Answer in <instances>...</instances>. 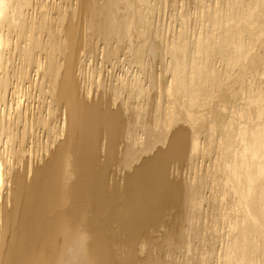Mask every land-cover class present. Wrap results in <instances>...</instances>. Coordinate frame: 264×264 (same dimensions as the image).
<instances>
[{
	"label": "bare ground",
	"instance_id": "1",
	"mask_svg": "<svg viewBox=\"0 0 264 264\" xmlns=\"http://www.w3.org/2000/svg\"><path fill=\"white\" fill-rule=\"evenodd\" d=\"M20 2L21 0H0L1 123L4 125V120H7L5 123L8 131L5 133L10 136L14 133L12 129L17 130L25 122L23 119L29 108L26 95V103L22 104L23 106L19 103L21 85L24 83L22 81H25L28 83L26 86H32L37 92L39 100L36 98L38 108L35 110H44V100L45 105L48 104L46 109L50 106L52 114L63 108L65 127L58 128L59 136L56 134L55 137L52 135L49 138V141L55 142L54 149L45 147L42 150L46 156L49 155L44 164L31 162L30 165L28 160L27 163L15 165L10 174L7 173L9 177L5 180L0 172V186L4 181L9 182L11 186L8 188L9 196L4 198V204L0 206V264H178L177 258L172 254L164 261H153L149 259L147 252L140 259L141 251L134 252L132 245L140 240V232L148 225L156 226L154 224L159 221L167 206H177L180 202L186 209L187 226L178 235L176 232L175 241L171 238L173 234L163 237L169 251L190 246L187 244L189 236L185 237L186 231L204 246L203 232L205 234L208 230L217 234L219 218L224 217L223 221L226 219L227 225L221 221L227 229L225 232L222 224L220 226L223 229L219 227L225 233L221 236L222 243L219 241L222 249L218 247L217 251L221 250L216 252L218 264H264V0L224 2V6L227 4L228 8L224 9L225 13L221 9L218 11L219 14L221 11L224 13L222 16L211 8L207 11L205 8L202 16L207 17V26L200 22L203 29L201 28L198 35H192L196 37L195 40L190 42L187 32L179 30L178 32H182H177L180 36L177 35L170 45H165V51L168 53L166 55L172 59L168 65L170 80L165 85L166 89H163L165 95H159L166 96L162 98H167V101L163 106L161 100H158V110L161 111L155 119L152 117L153 126L146 125L150 122L144 121L146 124L139 125L138 130V127L135 128L146 135L145 138L153 134L154 128L158 131H154V142L151 141L153 143L148 144L149 141L143 145H140L142 139L140 143L141 137L137 132L129 129L132 132L130 135H134L133 138L129 133H125L127 117L123 115V100L116 105L117 108L111 107L112 101L113 104L117 101L116 96H123L121 90L129 93L136 89L137 84H132L131 87L128 82L129 75H124V72L118 77L113 76L108 87H104L103 82L101 84V81L96 79L99 82H94L95 88L90 89L82 85L85 84L82 75L86 53L90 48L88 44H93L92 38L96 43H102L105 49L101 50L104 53L106 50L107 60L112 61L115 49L111 48V45L116 43L115 51L118 52L119 44L129 42L130 27L135 26L132 28L138 30L136 26L144 24L147 16L144 18L143 12H146L145 9L149 5L146 6L147 0H77L76 7L72 6V9L77 8L76 13L74 11L77 19L86 16L84 26L78 23L79 20L77 22V19H71L74 17L71 9L63 23L61 5L56 3L54 32L44 26V11L41 10L43 4L40 11L33 9L31 15L23 13ZM233 6L237 8V14L233 12ZM149 8L153 9L150 6ZM121 10L125 11V14H121ZM42 13L44 18H40ZM206 17H203V20ZM184 27L183 25V29ZM85 28L87 35L84 44L85 35L83 39L79 33ZM140 31L142 32V29ZM139 39L141 38L137 39V43ZM8 42L13 45L10 58L17 61L15 67L11 64V59L10 66L17 68L15 73H19L18 78H14L16 83L11 85L10 80L13 78L8 80L9 75L5 73V68L13 69L7 66L8 58L4 59V56H7L4 55V46L8 47ZM135 49L136 51H130L135 52L133 56L139 60L142 55L141 47L137 45ZM213 59L220 62V69L213 65ZM117 62L119 63L116 60ZM136 62L138 64L139 61ZM131 79L130 82L133 83L134 80ZM99 89L105 92L108 90V94H102ZM140 90L144 91L143 88ZM23 92L25 94V91ZM138 93L140 94V91ZM141 94L142 100L144 94ZM128 97H124V100H129ZM126 104L128 103L125 102ZM156 112L154 111L153 115ZM31 121L29 125L33 123ZM180 121L186 124L188 130L181 126L171 134L166 131L169 126ZM48 124L50 126L51 122ZM3 125L2 129H5ZM26 125L29 126L27 123ZM27 128L28 131L25 132L32 139V125ZM22 132L25 133L23 130ZM27 135L25 133L23 136L26 138ZM5 137L7 139L8 135ZM163 137L166 138L163 140ZM162 140H167L164 149L156 146V151L151 152V155L142 157L143 152L147 154ZM14 141L16 140L13 139ZM189 143V152H193L192 155H197L198 158L207 156L211 167L205 170L206 173H201L195 168L192 179L177 186L178 183L167 178V163L170 158L182 156ZM13 147L15 148V145ZM12 154L14 158L24 156L20 148H15ZM29 158L31 160V157ZM135 161L138 163L133 165ZM115 163L118 168L121 167L120 172L123 171V177L120 173V185L114 177L108 178L110 167ZM127 167H130V171L124 173ZM209 207H212L214 216H211V225L202 219ZM113 224L114 227H111ZM193 237L191 239L194 242ZM123 240L125 242H121ZM117 242L125 246L121 245L122 248H119ZM197 244L196 242L195 249ZM188 247L186 246V252L191 250Z\"/></svg>",
	"mask_w": 264,
	"mask_h": 264
},
{
	"label": "rangeland",
	"instance_id": "2",
	"mask_svg": "<svg viewBox=\"0 0 264 264\" xmlns=\"http://www.w3.org/2000/svg\"><path fill=\"white\" fill-rule=\"evenodd\" d=\"M201 1V2H200ZM230 1H232V0H147V4H146V6H147V8L145 9L146 10V12H143V14H145L144 15V18H146V16H147V20L146 19H144L145 21H146V23H145V21L143 22L144 24H141L140 25V27H142L141 29H142V32L144 31L145 33H142L140 30V27L138 26H136V28L138 29V30H136L135 28H132V27H135V26H131L129 29H130V31H128L129 33L128 34H130V36H129V42H127V44L125 43V44H119L120 46H119V48L117 49L118 50V52L117 51H115L116 50V43H114V45L112 44L111 46V48H113L114 47V49L115 50H113V52H115V54H114V59L111 61H109V60H107L108 58H107V56H105L106 55V50H105V53H104V49H103V45H102V43L101 42H98V43H96V41L92 38V42H93V44H88L89 46H90V48H88V52L86 53V51H85V53H86V60H85V65H84V73H83V75H82V78L84 79V82H85V84H82V85H84L86 88H90V89H93V88H95V86H94V82H99V81H101V84H102V82H103V86L105 87H108L107 85H109V83H110V80H112L113 79V76H116V77H118L119 75H123V73L125 72V74L124 75H129L128 76V82L131 84H129L131 87H132V84H137L138 85V88H137V85H136V89L134 88V91H129V90H127V91H129V93H126V91L124 90H121L122 91V97H120L121 95H119V96H116L115 97V99H117V101H115L114 102V104H113V101H112V108L113 109H115V108H117L116 107V105L118 106V104L120 103V101H125L124 99H126V98H124V97H128V95H129V97L127 98V99H129V100H126L125 102H127L128 104H126L125 105V102H123L122 101V109H123V115H124V117H130V118H125L126 119V122H125V133H129V136H131L130 135V133H132V132H134V133H136L137 132V135L139 136V137H141L140 138V143H141V139H142V143L140 144V145H143V144H146V143H148L149 141H150V143H148V144H151V143H153L154 141V135L153 134H155L154 133V131L156 130L157 131V129H155L154 128V131H153V134H151V138L147 135V138H145L146 137V135L144 136V134H142L141 132H138L137 130L140 128L139 127V125H141L142 126V124H146L144 121H146V122H150V123H147L146 125H150V127L151 126H153V123L151 122V121H153L154 122V119H155V117H156V115L158 116V114H159V111H161V110H158V100L160 99L161 101H162V99H163V103L160 101V103L161 104H163V106L165 105V101H167V98H166V100L164 99L165 97H164V95H165V92H163V89H166V87L167 86H165V85H167V83H168V81L170 80V73H169V71H168V65H169V61H170V63H171V57L169 56V55H166V54H168V53H166V51H165V47L167 46V45H170L174 40H175V38L177 37V35L178 36H180L179 34H180V32L182 31H186L187 32V36H188V40H189V38L191 39V41L190 42H192L193 40H195L196 39V37H193V36H196V34L198 35V33L200 32V30H201V23L200 22H203V25L204 26H207L206 25V19H207V17L204 15V16H202V12L203 11H205V8H206V11L208 10V9H212L213 11H216V14H218L219 16L221 15H223L224 13H225V10H226V8H228L227 7V4H226V6H224V4L225 3H228V2H230ZM245 1V0H244ZM28 2V3H27ZM44 2V3H43ZM43 2H42V0H29V1H26V0H21V10L23 11V13H25V14H27V13H31L32 12V10L34 9V10H38V11H40V6H41V4H43V9L41 8V10H43L44 11V17H45V21H44V26L46 27V28H49L50 29V31L52 30V32H54V29H55V25L53 24V23H55V21L53 20L54 19V17H55V15H56V8H57V5H56V3L58 4V5H61V14L62 15H64V16H62V19L64 18V20H63V23L65 22V20H66V18L68 17V13L67 12H69L70 10L69 9H71L72 10V12H73V14H74V11H75V13H76V9L75 10H73L72 9V6L73 7H76L75 5H76V2H77V0H59V2L57 1V0H46V2H45V0H43ZM149 2V3H148ZM204 4H203V3ZM225 2V3H224ZM46 3V4H45ZM51 3V4H50ZM61 3V4H60ZM40 4V5H39ZM202 4V5H201ZM27 6L26 8L24 7V6ZM30 7H29V6ZM50 5H52V6H50ZM153 7H152V6ZM155 5V6H154ZM223 5V6H222ZM50 8H49V7ZM62 6H63V8H62ZM149 6L151 7V8H153L152 10L149 8ZM205 6V7H204ZM33 7V8H32ZM48 7V8H47ZM204 8V9H202V8ZM209 7V8H208ZM214 7H216V8H214ZM217 7H218V9H217ZM220 7V8H219ZM234 8V10H233V12L235 13V14H237V12L238 11H236L237 10V8L235 7V6H233ZM36 8V9H35ZM236 8V9H235ZM46 9V10H45ZM52 9V10H51ZM122 9V8H121ZM147 9H148V11H147ZM220 9L222 10V11H224V13L221 11V14H219V12H220ZM225 9V10H224ZM30 10V11H29ZM51 10V11H50ZM123 10V9H122ZM121 10V14L122 13H124L125 14V11L123 12ZM151 10V11H150ZM200 10H201V12H200ZM120 11V7H119V9H118V12ZM150 11V12H149ZM219 11V12H218ZM236 11V12H235ZM192 12V13H191ZM200 12V13H199ZM47 13V14H46ZM64 13V14H63ZM120 13V12H119ZM149 13V14H148ZM223 13V14H222ZM200 14H201V16H202V18H200L201 16H200ZM31 15H32V13H31ZM41 15V14H40ZM53 15V16H52ZM182 16H184V17H182ZM43 17V13H42V16L40 17V18H44ZM187 17V18H186ZM203 17H206V18H204V20H203ZM48 18V19H47ZM70 18V17H69ZM50 19V20H49ZM73 21H76V17H75V14H74V17L73 18H71ZM86 19V16H83L82 17V19H77V22H78V20H79V22L78 23H80L82 26H84L85 25V23L83 22L84 20ZM39 20V19H38ZM148 21V22H147ZM183 21V22H182ZM47 23V24H46ZM49 24H50V26H49ZM186 24V25H185ZM199 24H200V26H199ZM146 25V26H145ZM183 25L185 26L184 27V29H183ZM81 26V28H83ZM148 27V28H147ZM180 27H182V29L180 28ZM199 27H200V29H199ZM128 29V30H129ZM135 29V30H134ZM197 29H199L198 31H197ZM203 29V28H202ZM85 30V31H84ZM81 29V32L79 33V34H81V36H82V38L84 37V35H85V39H84V44H85V40H86V28L85 29ZM179 30H181L180 32H178ZM134 31L137 33H135L134 34ZM139 31H140V33H141V36H139ZM52 32H51V34H52ZM85 33V34H83V33ZM177 32L179 33V34H177ZM181 32V33H182ZM192 32V33H191ZM132 34L134 35V36H132ZM142 34H144V35H142ZM195 34V35H194ZM138 36V38H141V39H139L138 41H139V43H137V39L138 38H136L137 36ZM193 35V36H192ZM134 38H132V37ZM145 36V37H144ZM175 36V37H174ZM43 38H45L44 37V35H43ZM142 38H144V41H142ZM174 38V39H173ZM132 40V41H131ZM173 40V41H172ZM83 41V40H82ZM90 41V42H91ZM141 41V42H140ZM95 42V43H94ZM133 42V43H132ZM136 42V43H135ZM12 42H8V44H6V45H8V47L7 46H4V47H6L5 48V51H6V54H4V55H7L6 57L4 56V59L5 58H8V59H6L5 61L6 62H8L7 63V66H10V63L9 62H11L12 61V65H14L15 66V62H17L16 61V59H14L13 60V58L11 57L10 58V56H11V54H12V47H13V45L11 44ZM100 43V44H99ZM10 44H11V46H10ZM84 44L82 43V45L84 46ZM99 44V45H98ZM143 44V45H142ZM100 46V47H98V46ZM131 45H132V47H131ZM134 45V46H133ZM137 45L138 46H140L141 47V51H142V55H141V57H140V59L139 60H136L135 59V56H133L134 54L133 53H135V52H133L132 53V51H130V50H135L136 51V49H135V46L137 47ZM151 45H152V47H151ZM166 45V46H165ZM130 46V47H129ZM98 47V48H97ZM156 47V48H155ZM8 48H10L9 49V51L7 52V50H8ZM81 48H84V47H82L81 46ZM92 48V49H91ZM100 48V49H99ZM134 48V49H133ZM143 48H145V49H143ZM154 48V49H153ZM91 49V50H90ZM101 49H103V50H101ZM129 49V50H128ZM126 50V51H125ZM144 50V51H143ZM103 51V53L104 54H102L101 52ZM9 52H10V54H9ZM82 52H84V51H82ZM116 52H117V54H116ZM5 53V52H4ZM81 53V52H80ZM90 53V54H89ZM100 53V54H99ZM144 53V54H143ZM9 55V56H8ZM103 55H104V58H103ZM116 55V56H115ZM119 55V56H118ZM13 56V55H12ZM131 56V57H130ZM144 56V57H143ZM105 58H106V60H105ZM115 58H118V59H116L117 61H119V63L117 62L116 63V60H115ZM12 59V60H11ZM127 59H128V61H127ZM142 59V60H141ZM169 59V60H168ZM11 60V61H10ZM121 60V61H120ZM150 60V61H149ZM13 61H14V63H13ZM107 61V62H106ZM136 61H139L138 62V64H137V62ZM168 61V62H167ZM213 62V65L214 66H216V68L218 67V69H220L221 68V64H220V62H218V60L217 59H213L212 60ZM112 62V63H111ZM101 63V64H100ZM121 63V64H120ZM217 63H219V64H217ZM5 65H6V63H5ZM11 65V66H12ZM122 65V66H121ZM124 65V66H123ZM142 65V66H141ZM10 66V67H11ZM11 67V69H13V70H9L10 68L9 67H6L7 68V70L8 71H6V68H5V73L6 74H8L9 75V79L8 80H10V78L12 79H14V78H18V76H17V74H19V73H15V72H17L16 71V69H14L15 67ZM137 67V68H136ZM220 67V68H219ZM123 68H125V69H123ZM127 69H128V71H127ZM166 69H167V71H168V74H167V71H166ZM15 70V71H14ZM125 70V71H124ZM137 70V71H136ZM14 71V73H12ZM126 72H128V73H126ZM133 73V74H132ZM139 73H141V74H139ZM0 74H2V73H0ZM14 74H16V76H14ZM8 75H6V76H8ZM14 77H13V76ZM137 75H139L138 77H136ZM116 77H114V78H116ZM132 78L131 80L133 81V83L132 82H130V78ZM111 78V79H110ZM10 80L11 81V83H10V85L11 84H15L16 83V79H14V80ZM99 80V81H97V80ZM104 79V80H103ZM16 80V81H15ZM9 81V82H10ZM15 81V82H14ZM91 81V82H90ZM106 81V82H105ZM136 81V82H135ZM139 81V82H138ZM8 82V83H9ZM14 82V83H13ZM19 82L22 84V82H24L23 83V85H21V88L23 89V88H25V89H21V96H20V100H21V102H19L20 103V106L23 104L24 105V103H26V102H29L28 103V105H27V107H29V108H27V110H26V117H24V119H23V121H25L24 123H22V126H23V124H24V126L26 127V128H24V126H23V128H22V126H19V128L16 130V129H12L13 130V134L11 133V137L9 136V134L6 132L5 133V131H8L7 129L8 128H6V123L5 122H7V120H4V125L1 123V122H3V120L2 119H0V123H1V125H3L4 127H5V129H2V126L0 125V129H2L1 131H0V134H1V138H0V149L2 150V151H0V153H1V156H0V167L2 168V169H0L1 171V176H2V178H4V180L6 179V178H8L9 176H8V174L7 173H9L10 174V172H11V169L15 166V165H21L22 163H27L28 162V160H29V163H30V165L34 162V164H44L45 163V161H47V159L49 158V155L48 156H46L45 154H44V152L42 153V150H44L45 149V147L46 148H51V149H54V147L55 146H53V144L55 143H53L52 141H49V140H51V139H49V138H51L52 137V135H53V137H55L56 136V134H58L59 133V130H58V128L59 129H61V127L63 126V129H64V127H65V123L63 124V122H64V117H65V114H64V109L63 108H61V110H60V108L59 109H57L56 110V112H54L53 114H52V111H51V107L49 108H47L46 109V106L48 105L47 103V105H45V100L43 101V104H44V110L43 109H41V111L39 110V109H37V110H35L36 108H38L37 106H38V96L36 95L37 94V92H36V90L35 89H33V87L32 86H29L28 87V85L26 86L25 84L27 83V82H25V81H22L21 82V80H19ZM18 83V82H17ZM96 83V84H97ZM106 83V84H105ZM28 84V83H27ZM9 85V84H8ZM25 86V87H24ZM94 86V87H93ZM135 86V85H134ZM139 86H141V87H139ZM8 87V86H7ZM26 87H28V89H26ZM103 87V88H104ZM130 87V88H131ZM141 88H143V90L144 91H142V90H140ZM139 89V90H138ZM29 90H30V92H29ZM103 89H99V91L103 94H105V95H107L108 94V90H106V92L103 90ZM137 90V91H136ZM23 91H25V94H24V92ZM140 91V94L142 93V92H144V93H142V94H144V95H142V100H141V96H140V94L138 93ZM107 93V94H106ZM131 93H132V95H131ZM134 93V94H133ZM136 93V94H135ZM137 93H138V95H137ZM158 93V94H157ZM22 94H24L23 96H22ZM30 94V95H29ZM127 94V95H126ZM147 94V95H146ZM159 94H164L162 97H164V98H162L161 97V95H159ZM26 95V96H25ZM125 95V96H124ZM130 95H131V97H130ZM133 95H135L134 96V98H133ZM28 99V101H26L27 99L25 98V97ZM28 96H30V97H28ZM137 96H138V98H137ZM143 96H145V97H143ZM30 98V99H29ZM33 98V99H32ZM38 100H37V99ZM92 99H93V97H91ZM136 98V99H135ZM37 101V103H36V101ZM108 99V98H107ZM110 99H111V97H110ZM154 99H155V101H157V102H155L154 101ZM130 100H131V102H130ZM26 101V102H25ZM88 101H90V100H88ZM33 102V103H32ZM131 103V104H130ZM135 103V105H133ZM156 103V104H155ZM35 104H37V105H35ZM124 104V105H123ZM136 104H137V106H136ZM140 106H139V105ZM143 104V105H142ZM147 104V105H146ZM230 104V102H228V105ZM22 105V106H23ZM30 105V106H29ZM142 105V106H141ZM160 105V104H159ZM32 106V107H31ZM36 106V107H35ZM126 106V107H125ZM138 106H139V108H138ZM115 107V108H114ZM143 109H142V108ZM23 108V107H22ZM30 108H32V109H30ZM130 108V109H129ZM152 108V109H151ZM50 109V111H48ZM125 109H126V111H125ZM29 110V111H28ZM36 111V113H34L35 111ZM39 110V111H38ZM63 110V111H62ZM151 110H153V111H151ZM34 111V112H33ZM37 111H38V116L36 115L37 114ZM43 111V112H42ZM141 111V112H140ZM154 111L157 113H155L154 115H153V113H154ZM33 112V113H32ZM40 112H41V114H40ZM48 112H51V113H48ZM150 114H149V113ZM13 113V112H12ZM28 113V114H27ZM32 115H30V114ZM58 113V114H57ZM131 113V114H130ZM132 113H135V114H132ZM141 115H140V114ZM152 113V114H151ZM57 114V115H56ZM42 115H43V117L44 118H42ZM135 117H134V116ZM140 115V116H139ZM150 115V116H149ZM152 115V116H151ZM28 116V117H27ZM31 116V117H30ZM35 116H37V117H35ZM42 118V120H40L41 118ZM51 116H54V117H51ZM56 116V117H55ZM139 116V119L137 118ZM33 117H35V118H33ZM51 117V118H50ZM132 117V118H131ZM142 117V118H141ZM143 117L145 118V119H143ZM149 117H151V118H149ZM154 119H153V118ZM26 118H27V120H28V122H27V120H26ZM32 119V121H31V119ZM46 118V119H45ZM138 120H137V119ZM141 118V119H140ZM149 118V119H148ZM45 119V120H44ZM147 119H148V121H147ZM37 120V121H36ZM33 122L32 124H30V125H32V128H33V133L34 134H32V139L30 138V137H28V135H27V132H25V131H28V128L27 127H29L30 125H29V122ZM39 121H41V122H39ZM45 121H47V122H45ZM36 123V126H35V123ZM43 122H44V125H43ZM48 122L50 123L51 122V124H50V126H49V124H48ZM26 123L29 125V126H27L26 125ZM42 123V124H41ZM127 123V124H126ZM135 123V124H134ZM140 123V124H139ZM152 123V124H151ZM41 124V125H40ZM45 124H47V125H45ZM184 123H182L181 121L180 122H177V123H174L173 125H171L172 126V128H171V126H169L170 128L168 129V130H166L169 134H171L172 132H174V129L176 130L178 127H180L181 128V126H182V128H187V130H188V127L186 126V124H184ZM34 125V126H33ZM43 125V126H42ZM52 125V126H51ZM53 125H54V127H53ZM132 125V126H131ZM138 125V126H137ZM8 126V125H7ZM37 126H38V129H37ZM39 126H40V128H39ZM45 126V127H44ZM131 126V127H130ZM134 126V127H133ZM130 127V128H129ZM136 127H138V128H136ZM20 128H22L21 130H20ZM44 128V129H43ZM48 128H52V129H48ZM54 128V129H53ZM57 128V129H56ZM137 130H136V129ZM37 129V130H36ZM132 131H130V130ZM22 130L26 133V135H27V137L25 138V136H23V135H25V133H23L22 132ZM47 130H52V131H47ZM55 130V131H54ZM22 133H21V132ZM41 131V132H40ZM18 132H20V133H18ZM57 132V133H56ZM158 132V131H157ZM18 133V134H17ZM166 133V132H165ZM164 133V134H165ZM166 134L167 136V139H168V136H169V134ZM20 134V135H19ZM23 134V135H22ZM127 134H125V135H127ZM141 134V135H140ZM163 134V136H165ZM4 135V136H3ZM8 135V137H7V139H6V137L5 136H7ZM13 135V136H12ZM49 135H50V137H49ZM17 136V137H16ZM30 136V135H29ZM34 136V137H33ZM58 136H59V134H58ZM134 136V135H133ZM133 136H131L132 138H133ZM142 136H144V137H142ZM153 136V137H152ZM16 137V138H15ZM22 137V138H21ZM165 137V138H166ZM4 138H5V140H4ZM11 140H10V139ZM18 138H19V140H18ZM23 140L24 138V142L21 140V139ZM164 137H163V140L165 139ZM13 139H15L16 141H14L13 142ZM28 139V140H27ZM30 139V140H29ZM53 139V138H52ZM147 141H146V140ZM149 139H151V140H149ZM146 142H145V141ZM162 140V142L159 144V143H156L155 144V146H153L152 147V150L150 151V152H148L147 154H146V152H143V154H142V157H147V156H149V155H151V152L153 153L154 151H156L155 149H156V146H157V148H161V149H164L165 148V146H166V143L165 142H167V140L164 142ZM10 141V142H9ZM22 141V142H21ZM31 141V142H30ZM151 141H153V142H151ZM14 144H13V143ZM19 142H20V144H19ZM26 142V143H25ZM28 142H30V143H28ZM144 142V143H143ZM12 143V144H11ZM48 143V144H47ZM51 143V144H50ZM123 143V142H122ZM121 143V145L123 146V144ZM25 144V145H24ZM50 144V145H49ZM15 145V148H20L21 149V152H22V155L24 154V156L23 157H19V158H17V157H13V154H12V151L15 149L13 146ZM32 145V146H31ZM55 145V144H54ZM121 145H120V147H119V149H121ZM132 145V144H131ZM131 145H130V147H131ZM9 147V148H8ZM11 147V148H10ZM23 147H24V149H23ZM27 147V148H26ZM28 147H30V148H28ZM163 147V148H162ZM14 148V149H13ZM25 148L27 149L26 151H25ZM155 148V149H154ZM190 143L188 144V148L186 147V151H185V153L182 155V156H180V157H178V158H170L169 159V161H168V163H167V178H169V180L171 179V181H173V182H175V183H178L177 184V186H180L179 184H185L186 182H189V180L190 179H192V177H193V175H194V173H195V168H196V170L197 171H199V172H203V173H206V171L207 170H209L210 169V160L207 158V156H206V158H204L203 156L202 157H200L199 156V158L197 157V155H192L193 154V152H192V154L190 153L191 152V150H190ZM10 149V150H9ZM8 150V151H7ZM24 151V152H23ZM29 151V152H28ZM32 151V152H31ZM40 151H41V154H40ZM190 151V152H189ZM8 152V153H7ZM25 152H27L28 154H32V156H30V155H28L27 153H25ZM31 152V153H30ZM188 152H189V154H188ZM4 153H6V154H4ZM35 153H36V155H35ZM145 153V154H144ZM40 154V155H39ZM44 154V155H43ZM34 155V156H33ZM185 155V156H184ZM189 155V156H188ZM37 156V157H36ZM39 156V157H38ZM42 156V157H41ZM119 156V155H118ZM191 156V157H190ZM29 157H31V160H30V158ZM38 158V160L36 159V158ZM10 158H11V160H10ZM40 158V159H39ZM196 158V159H195ZM21 159V160H20ZM174 159V160H173ZM195 159V160H194ZM23 160V161H22ZM25 160V161H24ZM35 160H37V161H35ZM40 160H42V161H40ZM189 160L190 161H193L192 163L191 162H189ZM10 161V162H9ZM178 163H177V162ZM32 162V163H31ZM172 162V163H171ZM135 163H138V161L136 162H134V164L133 165H135ZM8 165V167H7V165ZM116 164V163H115ZM115 164H113V165H115ZM193 164V165H192ZM1 165H3V167H4V171H2L3 170V167L1 166ZM111 166L110 167V174H109V176H108V178L110 177V179L111 178H113L114 177V180L120 185L122 182V178H120L121 177V175L123 174V171L122 172H120L121 170H119V169H121V167H117V165L118 164H116L115 166ZM197 166V167H196ZM113 167V168H112ZM209 167V168H208ZM7 168V169H6ZM8 168H9V170H8ZM118 169V171H117V169ZM130 167H127V168H125L124 169V173H126V172H128V171H130V169H129ZM169 168V169H168ZM20 168H18V170H19ZM115 170V171H114ZM193 170V171H192ZM206 170V171H205ZM6 171H8V172H6ZM6 172V173H5ZM4 173V174H3ZM120 173H121V175H120ZM28 174V173H27ZM114 174V175H113ZM7 175V176H6ZM28 177H29V175H27ZM117 176V177H116ZM122 177H123V175H122ZM118 180V181H117ZM111 181V180H110ZM185 181V182H184ZM9 182H5L4 181V183H3V185H1L3 188H1V186H0V206H1V204H4V198L6 197V196H9V194H10V190H8V188L10 187L11 188V186H10V184H8ZM7 185V186H6ZM9 185V186H8ZM7 189V190H6ZM8 191V192H7ZM180 207V208H179ZM183 207V208H182ZM177 208V209H176ZM212 207H209V211H210V213H209V211L207 212V214H205V219L204 218H202L203 219V221L205 220V223L207 224V223H209L208 225H211L212 224V221H213V218H214V216H213V210L211 209ZM164 210H165V212H164ZM163 211H162V213H161V218H159V221H157V223H155L154 225H156V226H153L152 225V227L151 226H147L145 229H143L142 230V232H140V240L138 239V241L137 242H135L134 243V245H132V248H134V252H140L141 251V254L140 253H137V255L138 254H140L141 255V257H140V259L144 256V254H146L147 252H148V257H149V259H152L153 261L154 260H162V261H164V260H166V259H168L169 257H170V255L169 254H172V256L173 257H175V258H177L176 260H178L177 262H178V264H181V263H183V264H216V262H217V264L219 263V261H218V257H217V253H219L218 251H220L222 248L220 247V246H222V244L220 245V243H219V241L221 242V236L223 237V235H224V233L226 232L225 230L227 229L226 227L227 226H225V225H227V220L225 219V222L223 221V219H224V217H223V219H221V217L219 218V222H218V224H219V227L221 228V226L224 228V233H223V230H221V229H223V228H217V234H216V232H213V231H210V232H208V230L205 232V234H204V232H203V238H202V242H203V240H204V246L202 245V244H200L199 243V241H196V238H194L191 234H188V232L186 231L185 233L187 234H185L186 236L185 237H187V236H189L188 238L189 239H187V244L189 243L190 244V246L188 247V245H186L188 248H190L191 250L189 251V249L187 250L188 252H186L185 250H186V246H184L183 248H179V249H173V250H171V251H173V252H171V251H169V248L168 247H166V245L164 244V241H163V237H165V235H170V234H173V236L175 235V236H177L178 235V233H180V231H182V230H185L186 229V226H187V223H185V222H187L186 221V209H185V206H184V204L182 203L181 204V202H180V205L178 204L177 206H175V204L172 206V205H169V206H167L166 207V209H164ZM176 210V211H175ZM212 210V211H211ZM168 211V212H167ZM176 212V213H175ZM212 213V214H211ZM185 215V216H184ZM210 215V216H209ZM206 216L208 217V219H206ZM211 216H213V218L211 217ZM210 217V218H209ZM171 218V219H170ZM184 219V220H183ZM210 219V220H209ZM212 220V221H211ZM225 223V225H223V222ZM166 221V222H165ZM206 221H210V222H206ZM160 222V223H159ZM222 222V223H221ZM164 223V224H163ZM222 224V225H221ZM221 225V226H220ZM182 226V227H181ZM111 227H114V224L111 226ZM150 227V228H149ZM154 227V228H153ZM157 227V228H156ZM166 228V229H165ZM171 229H174V230H171ZM147 230V231H146ZM149 231V232H148ZM152 231V232H151ZM222 231V232H221ZM146 232V233H145ZM167 232H169V234L167 233ZM176 232H177V235H176ZM220 232L222 233V234H220ZM143 234V236H145V238L142 236V234ZM151 233V234H150ZM153 233V234H152ZM160 233V234H159ZM166 233V234H165ZM212 233L214 234V235H212ZM156 235V236H155ZM217 235H218V237H217ZM147 236V237H146ZM154 236V237H153ZM172 235H171V238H172V240H176V237L174 236L173 237ZM213 236H214V238H215V241L213 242ZM143 239H142V238ZM149 237V238H148ZM159 237V238H158ZM193 237V239H195L194 240V242H193V240L191 239ZM217 237V238H216ZM155 238V239H154ZM218 238H219V240H218ZM158 239V240H157ZM218 240V242H217V240ZM142 240H143V242H142ZM118 241V240H117ZM121 242H125L124 240L123 241H121ZM142 242V243H141ZM192 242V243H191ZM196 242L198 243L197 244V247H196V249H195V246H196ZM195 243V244H194ZM222 243V242H221ZM117 244H118V247L119 248H122V247H124L125 245L124 244H121L120 243V245H119V242H117ZM140 244V245H139ZM142 244V245H141ZM145 245V247H143L144 245ZM194 244V245H193ZM121 245H122V247H121ZM138 245V246H137ZM156 245V246H155ZM151 246V247H150ZM194 246V247H193ZM203 248H202V247ZM199 247V248H198ZM221 248V249H219L218 251H217V248ZM131 248V249H132ZM140 248H141V250H140ZM194 248V249H193ZM138 249V250H137ZM181 249L183 250V251H181ZM198 249V250H197ZM210 249V250H209ZM195 250V251H194ZM177 251V252H176ZM181 251V252H180ZM214 251H215V253H214ZM184 252V253H183ZM195 252V253H194ZM217 252V253H216ZM193 253V254H192ZM174 254V255H173ZM195 254V255H194ZM169 255V256H168ZM189 255V256H188ZM192 255H194V256H192ZM213 255V256H212ZM216 255V256H215ZM168 256V257H167ZM188 256V257H187ZM190 256H192V257H190ZM196 256V257H195ZM195 257V258H194ZM210 257V258H209ZM217 257V258H216ZM166 258V259H165ZM194 258V259H193ZM186 259V260H185ZM192 259V260H191ZM214 259H217V261L216 260H214ZM138 260V259H137ZM202 260V261H201ZM141 261V260H140ZM179 261H182V262H179ZM186 262V263H185ZM189 262V263H188Z\"/></svg>",
	"mask_w": 264,
	"mask_h": 264
}]
</instances>
